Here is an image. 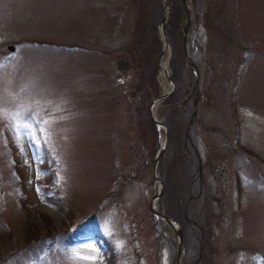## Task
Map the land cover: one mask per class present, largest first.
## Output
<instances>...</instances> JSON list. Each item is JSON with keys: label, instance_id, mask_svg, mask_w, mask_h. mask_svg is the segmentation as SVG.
Here are the masks:
<instances>
[{"label": "rangeland", "instance_id": "rangeland-1", "mask_svg": "<svg viewBox=\"0 0 264 264\" xmlns=\"http://www.w3.org/2000/svg\"><path fill=\"white\" fill-rule=\"evenodd\" d=\"M162 1L159 19L152 0H0V264H107L106 257L114 264H167L151 207L160 187L151 157L164 128L155 124L157 137L139 130L140 100L130 97L138 70L128 58L121 71L110 52L132 42L139 20L152 34L145 48L153 34L160 41L153 60L161 93L171 85L162 66L168 60L171 69L181 41L189 67L181 75L186 96L153 110L166 124L174 107L181 122L159 156L162 190L154 200L162 213L171 199L189 223L187 244L180 220L170 216L182 229L178 264H202L186 192L194 203H211L203 231L214 264H264V0H183L190 13L186 33L185 18L171 15L181 0H165L169 57L168 48L161 50ZM141 52L142 68L151 69ZM194 53L199 67L188 62ZM142 88L141 94L152 85ZM184 133L194 163L181 158ZM192 167L198 169L193 178ZM116 188L118 195L104 198ZM159 219L157 229L177 249L175 229Z\"/></svg>", "mask_w": 264, "mask_h": 264}, {"label": "trees", "instance_id": "trees-1", "mask_svg": "<svg viewBox=\"0 0 264 264\" xmlns=\"http://www.w3.org/2000/svg\"><path fill=\"white\" fill-rule=\"evenodd\" d=\"M152 2L156 5L157 10H158V11L156 10L157 12H156L155 16H156V18L160 19V17H161L160 14L162 12V4L160 3V0H152ZM185 14H186V8L183 4V0H181L180 2H177V3H176V1H174L172 4L171 15L174 16V18L177 17L178 19L181 16V20H182L185 18ZM139 21L136 23V25L134 27L135 30H134V34L132 36V42L127 47L124 46L123 49L120 46L119 47L115 46L113 49L110 50V52L113 53L117 57V66L121 71L126 69V66L128 65L129 59L132 60L131 66L138 70L140 82H138V84L135 86V90L137 91V93L135 92V90H133V94L131 93V95H130L132 100H134V94L140 100V102L136 105V108L141 109L142 114L144 116L143 121L139 122L138 128L141 131L149 129L157 137V128L155 126V122L153 121V119L151 118V116L149 114L148 106H149L150 101L154 97L158 96L161 93V89H160V87L157 84V81L155 79L156 64L154 63V60H153V58H154L153 54L155 52L154 49L157 50L160 48V41L158 40L156 35L153 34L152 40L149 41L150 45L146 46V48H145L144 41L146 38H148V37L150 38L152 34L147 36L146 30H144V26H141ZM153 28L155 31V27H153ZM129 42H130V40H129ZM181 45H182V48H180L181 50H180V54H178V57L176 54H174L172 52L173 55H172L171 60H170L171 76L174 79V81L176 82L175 89L170 95H168L163 100V102H170V101H174V102L176 101L177 102L179 99L183 98L188 93L186 84L185 85L181 84L182 79H183L181 77V75L183 74V72L185 73V70H187V67H188V65H186V62H184L185 61L184 60V48H183L182 41H181ZM142 46H144V47H142ZM140 47L142 49L141 54H144L145 60L153 64L152 68L150 69L148 67V63H146V71H145V69L142 68V64H140L141 62L139 61ZM192 59L194 60L196 65L199 67L200 61L198 60L199 58H195V53L192 55ZM185 66H186V69H185ZM146 83H149L152 85V90L147 91V89H146L143 94L139 93V91L143 92L142 87ZM196 91L198 92V89ZM191 96L189 97V99H192ZM194 97H196V94L193 96V98ZM189 99L187 101H185L180 108L181 113H183L182 115L180 114L181 117L185 116V113H186L185 110H188L190 107ZM192 105H193V99H192ZM178 107H180V106H178ZM191 112H192V108L190 110V113L187 114L185 123L189 119ZM179 120H180V118L178 117V109H175L174 107L171 108L169 110V112L167 113L166 117L164 118V121L166 122L168 129H169V136H168V142L166 144V147L170 146V143H171L173 137L178 132V130L181 128V122ZM184 125L185 124L183 123L182 126H184ZM178 142H179L178 147L180 149H182L183 152L185 151V156L187 157L186 158L184 156L183 157L181 156V158H185L187 160V162H190V163H194L195 160L197 161L196 155L193 154V152L195 153V151H194L195 148L192 147V145H191V143H190V141H189V139L185 133L183 134L182 139L180 138ZM189 153H192V154L189 155ZM195 171L197 172L198 169ZM195 171L193 170V167H192V170L190 171V173H192L191 174L192 178H193L194 173L196 175ZM165 177H166V175H165ZM165 177H163L164 181H165ZM181 191H182V188H180L179 192L181 193ZM119 193H120L119 188L118 189L116 188V190L112 189L111 191H109L106 194V196H104V198H106V199L112 198L115 195H118ZM186 196L188 197V206H186L185 209L189 213L188 216L190 217V219H192V222L190 223V225L192 226L191 229L193 230V235H191V236L193 239H195L194 245H195V247H197V248H195V254L200 255V256H198L197 261H198V263H202V264H214V262H213L214 248L211 247L212 242L210 240H208V236H206V232L203 231L204 229H206L205 223H206V220H208V216L210 214L209 211L211 208V203L210 202L208 203V201L205 198L203 205H199L196 202L195 203L193 202V197H195L194 194L192 195V194L186 192ZM167 202H168V204H165V205L163 204L162 209H163L164 213H166L167 215H170V216L175 217L176 219L180 220L182 228L184 229V239H185V242L187 243L186 240L188 239V235L185 232L186 227H187L185 225L189 224V223H187L185 218H183L185 221L182 220L181 218H179L178 212L173 211L176 209V207L174 206V203L171 201V199H170V201H169V199H167ZM191 203H193V204H191ZM203 218H204V222L201 224L200 221ZM196 221L199 224H197ZM159 222L162 223L161 220H159ZM46 223H47L46 224L47 228H50L49 221H46ZM193 227L196 229H194ZM51 233H53L52 230L45 232V235H48ZM157 235H158V241L162 244L164 249H167V253H168L167 264H174V257H175L174 243H175V241L170 239L163 232L162 228H160V230H157ZM201 243L204 246H202V250L200 252H198V249L200 247L199 245ZM207 249H210V250H207ZM210 258L212 260L209 261ZM105 260H106L107 264H114L110 257H106Z\"/></svg>", "mask_w": 264, "mask_h": 264}, {"label": "water", "instance_id": "water-1", "mask_svg": "<svg viewBox=\"0 0 264 264\" xmlns=\"http://www.w3.org/2000/svg\"><path fill=\"white\" fill-rule=\"evenodd\" d=\"M162 3L164 4V8L165 9H164V12H163L162 19L160 21L161 30H162V34L160 35V37L162 38V43H163V48L161 50H162V53H163L164 50L166 48H168L169 49L168 50V57H169V54H170V46H169V42L167 41V39H166V37L164 36V33H163L165 31L164 26H165L166 20H167L168 15H169V7H168V5H167V3H166L165 0H163ZM185 6H186V17H185V24H184V33L187 32L188 26H189V22H190V13H189V10H188V6L187 5H185ZM185 36L186 35L184 34V38H185ZM9 47L11 49L13 48L12 45H10ZM168 57H167V59H168ZM160 61H161V59H160ZM160 61H159V65H161V62ZM162 68H163L164 72L166 73V78L168 79V81H169V83L171 85L169 86L168 90L164 91L158 97L154 98L151 101L150 106H149V110H150V114H151L152 119L156 122L157 125H161L164 128V138H163L161 144L159 145V147H158V149H157V151H156V153L154 155V159H153V177H154V180L157 183H159V186L160 187L158 188V191L152 197V200H151L152 205H151V207H152L153 213L156 214V215H158V216H160V217H162V218H164L167 221V223L169 225H171L175 229V231L177 233L178 243H177V249H176V264H178V261H179L178 260V256H179L180 251L182 249V229H181L180 225L178 223H176L172 219V217L167 216V215L161 213L154 206V200L158 197V194L162 190V182L160 181V177L157 175V165H158V161H159V156H160V154H161V152H162V150H163V148H164V146H165V144L167 142V139H168V128H167L166 124H164L161 120H159L158 118H156L154 116L153 107H154V105L156 103H158V102L162 101L164 98H166V96H168L172 92V90L174 89V85H175L174 82L172 81L170 75H169V71H168V60L165 61V64H163Z\"/></svg>", "mask_w": 264, "mask_h": 264}, {"label": "snow or ice", "instance_id": "snow-or-ice-1", "mask_svg": "<svg viewBox=\"0 0 264 264\" xmlns=\"http://www.w3.org/2000/svg\"><path fill=\"white\" fill-rule=\"evenodd\" d=\"M45 123H47V121H45ZM18 127H25V128H27L28 127V125L27 124H22V125H19ZM88 247H92L91 245H89ZM93 251H95V249H93ZM92 258H94V257H86V259H92Z\"/></svg>", "mask_w": 264, "mask_h": 264}, {"label": "bare ground", "instance_id": "bare-ground-1", "mask_svg": "<svg viewBox=\"0 0 264 264\" xmlns=\"http://www.w3.org/2000/svg\"><path fill=\"white\" fill-rule=\"evenodd\" d=\"M163 76V75H162ZM165 86V89H167V87H166V85H164ZM155 107V106H154ZM154 107H153V110H154Z\"/></svg>", "mask_w": 264, "mask_h": 264}, {"label": "flooded vegetation", "instance_id": "flooded-vegetation-1", "mask_svg": "<svg viewBox=\"0 0 264 264\" xmlns=\"http://www.w3.org/2000/svg\"><path fill=\"white\" fill-rule=\"evenodd\" d=\"M223 168H224V165H223Z\"/></svg>", "mask_w": 264, "mask_h": 264}]
</instances>
